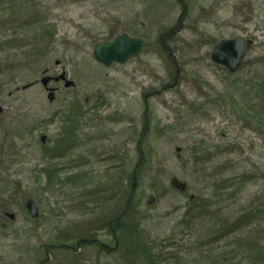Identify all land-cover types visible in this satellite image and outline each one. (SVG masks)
Returning a JSON list of instances; mask_svg holds the SVG:
<instances>
[{
  "label": "rangeland",
  "instance_id": "rangeland-1",
  "mask_svg": "<svg viewBox=\"0 0 264 264\" xmlns=\"http://www.w3.org/2000/svg\"><path fill=\"white\" fill-rule=\"evenodd\" d=\"M112 1L32 0L55 36L47 57L0 78V264H40L47 255L49 264L58 255L62 264H250L239 253L249 243L264 246V220L239 231L231 225L264 204V139L235 123L221 85L227 70L211 53L219 41L244 39L250 47L236 74L264 69L255 65L264 58V0H187L186 18L176 0H164L155 23L153 14L143 23L141 13L157 0ZM1 14L5 36L19 18ZM179 19L170 42L181 68L175 86L156 38ZM119 24L124 29L109 42L122 33L145 47L126 63L104 66L94 50ZM63 72L75 85L50 82V101L40 80ZM145 114L151 130L142 136ZM76 120V140L58 155L56 143ZM47 169L58 185H47ZM245 171L256 175L247 185L229 182ZM129 182L142 245L120 229L116 244L104 228L123 210ZM191 198L205 201L196 202L197 217L189 219ZM29 200L38 205L36 219ZM86 237L95 241L69 257L41 249L74 250Z\"/></svg>",
  "mask_w": 264,
  "mask_h": 264
},
{
  "label": "trees",
  "instance_id": "trees-1",
  "mask_svg": "<svg viewBox=\"0 0 264 264\" xmlns=\"http://www.w3.org/2000/svg\"><path fill=\"white\" fill-rule=\"evenodd\" d=\"M123 2H125V0H114L112 1L111 6L122 4ZM176 2L179 4V7L182 10V16H185L186 18L189 8L188 1L176 0ZM164 3H166L164 0H157L154 2V5H150L148 9H145L143 13H141L143 17H146L143 19V23L151 21V14L154 16L152 17L155 19L153 21L155 23L156 19L159 18V15L155 14L158 9L162 7L161 4ZM0 11L2 12L1 17L8 15V17L11 16L17 17V19L19 18L17 26L13 29H8L9 35L7 34L3 36L0 34V78H2L4 81L7 76L9 77V75L15 72H23L27 69H30L32 65L37 63V60L47 57L48 52L51 49V40L55 36V29H53L54 26L51 23H48L49 19L47 20L44 17L41 19L39 16H36L40 12V9L33 4L32 0H0ZM108 17L112 18L110 14ZM135 18L138 19L141 18V16L138 15ZM115 19L120 20L122 19V16H117ZM182 19H184V17ZM179 22H181L180 19L178 21V26L171 29L160 27L158 37L156 38V45L162 49V54L169 65L168 72L170 80L175 86L179 85V81L181 80V68H179L180 64L176 60L177 58L175 57V52L172 49L170 42L172 41L175 34L179 31ZM120 29H124L120 24L119 26H114L112 30H110V33H108L107 37L103 38L102 41L109 42L112 38H114L115 34ZM129 30L132 29L129 28ZM259 62L264 63V58L257 59L255 65H258ZM260 67L264 68V65ZM262 70L264 69L255 68L254 71H250V74L247 76H242L241 74H230L229 72L225 71V76L222 79L221 85L224 89L223 95L226 97V104L228 103L230 106L235 123L243 125V129L260 135L264 139V71ZM29 83L30 82L26 81V85ZM3 86L4 84L0 82V93L2 92ZM163 89L168 90L169 85L164 86ZM149 110L150 109L147 110V113H149ZM70 111L72 114L74 107ZM79 121L80 120L73 121L69 127V131L67 130V132L62 134L61 140L56 143L55 151H58V155L64 154V149H67L69 145H71L76 140V133L74 132L77 131ZM143 121L145 124L143 125L142 131L144 132L142 136L151 130L147 114L144 115ZM142 136L141 139L143 140L145 137ZM142 153L143 152L140 153V157H144ZM143 165L144 161L142 162L141 160L138 173L139 170L143 168ZM55 177L56 174L54 171L47 169V185H58L55 181ZM255 177L256 175L252 172L245 171L237 174L236 177L229 182L237 181L239 184L244 186L251 182ZM70 179L71 176L68 177L66 181H69ZM134 191V183L129 182V189L126 194H124L125 205L123 210L111 217L104 226L107 231L115 235L116 244L120 243V234H118L119 229L122 231V234L126 239H131V242L134 244H137V240L139 239L141 244L142 232L139 228L142 217L132 220ZM202 201L204 202L205 200H193L191 198L187 215L191 212H195V214L189 215V219L193 218L194 216L197 217L196 214L199 208L195 207V205L196 202L200 203ZM4 217H7V219L11 221L6 213L4 214ZM262 220H264V204H262V206L253 208L252 210L245 212L236 218L232 222L234 226L233 224L231 225V231H233V229L235 231H239L241 229L248 228ZM218 233L223 237L224 230L221 229ZM83 240L87 241L86 245L95 241L93 237L83 238L77 242L78 245H80V248L83 246L81 245ZM126 246L127 249H125L123 252L125 258H127L130 249L128 245ZM57 247L58 246L55 244L50 246L45 245L42 246L41 249L45 250V252L48 254H52L58 250ZM65 248L61 249L67 250ZM239 255L241 256V262L248 261L250 264H264V246H261L260 243L253 242L247 244L245 252H240ZM48 257L49 255H47V259L42 261L40 264H49ZM237 258L238 255L233 256V259Z\"/></svg>",
  "mask_w": 264,
  "mask_h": 264
},
{
  "label": "water",
  "instance_id": "water-1",
  "mask_svg": "<svg viewBox=\"0 0 264 264\" xmlns=\"http://www.w3.org/2000/svg\"><path fill=\"white\" fill-rule=\"evenodd\" d=\"M144 45L142 40L134 39L127 34H122L110 43H101L97 45L94 50V56L96 60L104 66H110L114 63L123 64L131 57L139 54ZM249 46V42L244 39L219 41L212 50L211 60L214 64L227 69L231 74H235L241 68L242 62L248 53ZM60 64V62H56L57 66ZM51 81H63L66 88L75 85L74 82L68 80L65 72L56 78L44 76L40 80V83L43 87L48 88ZM28 87H30V85L25 86L23 89H27ZM50 92L49 98L50 101H53L55 97L54 89H50ZM26 208L33 218L39 215L38 207L33 200L27 201ZM11 218H13V216H11Z\"/></svg>",
  "mask_w": 264,
  "mask_h": 264
},
{
  "label": "flooded vegetation",
  "instance_id": "flooded-vegetation-1",
  "mask_svg": "<svg viewBox=\"0 0 264 264\" xmlns=\"http://www.w3.org/2000/svg\"><path fill=\"white\" fill-rule=\"evenodd\" d=\"M52 82H54V81H52ZM78 247H80V245ZM76 250H77V247L74 250L73 249H68V248H67V250L58 249L55 252H58V251L64 252L65 254H67V257H69L71 255L76 254V253H74V251L76 252ZM62 260H63V258L60 255H58L57 264H62ZM69 264H72V262H70Z\"/></svg>",
  "mask_w": 264,
  "mask_h": 264
}]
</instances>
